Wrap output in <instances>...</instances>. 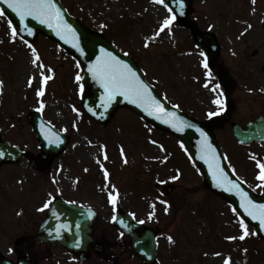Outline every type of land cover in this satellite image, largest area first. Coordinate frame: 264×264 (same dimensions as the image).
I'll list each match as a JSON object with an SVG mask.
<instances>
[{
	"label": "rangeland",
	"instance_id": "obj_1",
	"mask_svg": "<svg viewBox=\"0 0 264 264\" xmlns=\"http://www.w3.org/2000/svg\"><path fill=\"white\" fill-rule=\"evenodd\" d=\"M60 1L87 29L105 35L133 58L167 102L197 120L217 111L220 95L203 90L201 83L209 74L203 72L186 29L173 20L159 31L172 17L163 4ZM190 17L200 30L216 37L224 67L233 71L247 58L263 62L260 56H250L264 44V0H194ZM33 49L39 57L36 63ZM21 63L28 72H19ZM43 76L49 77L46 84ZM77 76L81 78V72L69 55L41 36L29 47L17 35L12 37L0 17V140L38 157L40 144L28 120L35 111L69 139L64 152L42 172L26 163L0 169V241L21 236L37 219L36 211L59 197L97 208L96 235L117 237L109 224L115 210L160 227L159 264H264V242L249 227L240 239L244 228L232 212L229 218L225 203L205 194L199 173L178 142L128 110H119L105 126L93 123L81 110L85 89L81 92ZM110 194L117 197L115 206Z\"/></svg>",
	"mask_w": 264,
	"mask_h": 264
},
{
	"label": "water",
	"instance_id": "obj_2",
	"mask_svg": "<svg viewBox=\"0 0 264 264\" xmlns=\"http://www.w3.org/2000/svg\"><path fill=\"white\" fill-rule=\"evenodd\" d=\"M163 1L175 14L177 20L185 23L191 30H195L193 22L189 21L187 17L191 0H184L183 2L180 0ZM53 2L60 10L64 23L74 30V37L71 34H68L62 38L61 35H57L55 27L50 28L47 24H42L39 20L34 19L33 17H26L22 22L16 13L7 8V5L3 0H0V9L4 10V16L11 21V24L16 29L18 35L24 40L34 42L37 34L40 33L46 38L54 41L61 49L70 53L74 57L83 73L82 82L88 92L82 98V109L89 117L100 124H106L110 121L117 109L128 108L156 128L176 136L185 147L186 152L193 163L201 172L206 188L232 205L240 218L251 224L255 229V233L264 240V226L260 224L258 219H253L243 206L246 202L244 197H246L247 201H251L253 205H264V195L259 198L254 197L245 186L239 183L229 173L219 147L212 135L211 128L197 123L179 113L176 109L167 106V104L161 100L155 91L149 86L148 89L151 95L160 103V105L163 106L164 112L170 115L166 116L158 110H154V115H149L142 107L131 103L130 100L123 95H116L106 108L103 107L102 105L106 96L105 90L101 87L99 81L93 78L90 68L97 63L98 59L104 57L106 53H111L118 60L127 64L145 84L146 82L144 81L141 72L130 58L121 56L119 52L102 37L89 32L77 21L71 19L57 0H53ZM25 25H27V27H25ZM196 43L209 56L211 53V46L214 45L211 37L197 32ZM221 84L223 85L222 81ZM227 105L229 110L231 107L229 101ZM157 115L161 118L157 119ZM172 115L177 117L179 121L184 122L183 125H180V131H177V129L172 126ZM30 120L33 125V131L37 134V138L42 143L43 159L48 160L52 156L58 154L66 144L65 139L51 130L48 125H45L39 115H31ZM165 120H168L169 122L165 123ZM205 137L207 143L215 150L216 161L219 163L220 168L224 170L227 179L237 185L238 188H231L228 184L218 186L217 181L213 178L212 169L209 166V161L211 159L210 155H205L204 159L201 158V156L204 155L201 148ZM234 137L240 143L244 144H250L253 141L263 142V124L260 121L255 124H250L247 126V131L245 132L241 131V129L236 126L234 128ZM20 157L21 154L16 149L10 148L6 143L0 142V164L14 163L18 161ZM50 210L51 214H49L45 225L38 231V238L40 240L44 242L53 240V235H51L49 231H51L54 226L71 228L72 236L75 237V239L79 237L84 239L87 233H89V226L93 220V214L91 215V218L88 219L84 210L70 206L61 201H55ZM115 218L114 223L117 226H120L121 223L123 225L122 227L127 230L126 234L132 237V241L135 242V244L139 243L134 234V230L138 229L137 225H135L131 219L126 218L121 214L116 215ZM122 227L120 226V228ZM147 239V243L150 245L149 252L145 249L142 250V248L136 249L139 253L143 251L141 254L145 262H148V260L154 255L153 239H150V236H148ZM85 242L86 241H83V243ZM73 243H75V240Z\"/></svg>",
	"mask_w": 264,
	"mask_h": 264
},
{
	"label": "flooded vegetation",
	"instance_id": "obj_3",
	"mask_svg": "<svg viewBox=\"0 0 264 264\" xmlns=\"http://www.w3.org/2000/svg\"><path fill=\"white\" fill-rule=\"evenodd\" d=\"M261 30L264 36V29L262 28ZM194 36V33L190 34L191 38H194ZM252 51L251 58L255 59L260 56L263 62L246 59L242 61L241 67L236 66L232 71V69L222 65L223 60L220 58V53L216 57L217 61L215 60L214 62L217 67L214 69L208 66L214 79L219 70L218 66L223 67V79L232 83L229 95L233 100V108L229 118L225 117L221 110L220 113L222 115L220 117L213 118L206 121V123L224 121L214 125L212 130L222 148L228 165L239 179L251 187L256 194H260L264 190V180L259 179L261 173L259 165L264 164V144L255 143L250 146H241L232 139L236 148L241 151L240 153H236L229 146L234 124L245 130L248 123L254 122L258 118L264 119V44ZM243 56H245V50ZM199 73L201 74V68ZM202 88L203 90L207 89L206 85H202ZM218 91L223 97L224 91L221 88ZM206 94L216 95L214 93ZM253 95H259V97H254ZM199 110L201 111V103ZM23 161H28L31 165V158L29 160L28 157H25ZM51 164L52 162L48 163L41 170L49 168ZM45 216V211L41 210L33 225H30V228L21 236L15 239H9L10 237L7 236L5 243L0 241V264H134L133 261L138 263L140 261L133 254L129 239L123 235L117 238H110L96 235L92 230L90 241L79 252L69 250L59 244L42 243L37 239L36 232ZM145 229L143 228L139 231V236H142ZM152 231L153 234L156 232L157 237L159 236L158 228H154ZM63 239L65 242L69 241L67 237Z\"/></svg>",
	"mask_w": 264,
	"mask_h": 264
},
{
	"label": "snow or ice",
	"instance_id": "obj_4",
	"mask_svg": "<svg viewBox=\"0 0 264 264\" xmlns=\"http://www.w3.org/2000/svg\"><path fill=\"white\" fill-rule=\"evenodd\" d=\"M7 5L8 9H11L16 13L20 20L23 22L26 17H33L34 19L39 20L42 24H47L48 27H55L57 30V35H61L64 38L66 35L71 34L75 36L74 30L67 26L61 16L60 10L56 7L53 0H3ZM157 3H163V0H156ZM171 11V10H169ZM4 10L0 9V17H3ZM175 17H170L163 22V26L160 28V32H163L165 28L169 27ZM27 27V25H25ZM9 28L11 29V35L13 38L17 35L15 28L11 27V21H9ZM30 32V30H29ZM31 34V33H30ZM31 47V45H29ZM33 51V56L35 57L33 63H36L39 60V57L36 55L35 49ZM203 55V53H201ZM204 67H208L207 59L204 61ZM90 71L93 75V78L98 80L101 87L105 90V100L103 107L112 101L116 95H123L130 100L131 103L137 104L142 107L149 115H154L155 111L158 110L164 115H170L164 112L163 106L151 95L146 85L137 74L125 63L118 60L111 53H106L104 57H101L97 60V63L90 68ZM49 77L43 76V83L46 84ZM77 81L81 78L77 76ZM218 87V86H217ZM81 92H83V86L81 85ZM38 95H43V91H38ZM217 106L223 110V102L219 99L215 101ZM219 115V112H210L209 116ZM157 119L161 117L156 116ZM172 126L181 130L180 125H183V121H179L174 115L171 116ZM168 120H165V123H168ZM204 135L203 133H201ZM123 151V150H122ZM202 159L205 158V155H210L211 159L209 161V166L213 172V178L217 181L218 186L223 184L230 185L231 188H238L237 185L233 184L232 181L227 179L224 170L220 168L219 163L216 161L215 150L212 149L211 145L207 143V139L202 142ZM106 158V157H105ZM261 173L259 179L264 180V164H260ZM105 177H107V171H105ZM173 179H176L175 177ZM243 195V194H242ZM245 203L243 206L253 219H258L260 224L264 226V205L256 206L247 201L244 197ZM110 202L115 206L117 197L115 195H109ZM51 202L45 204V208L49 206ZM116 218L113 217V220ZM241 226L244 228L243 235L240 236V239L243 240L245 236L248 235L247 226L241 222ZM63 227V226H62ZM171 240V237H169ZM234 239V238H233ZM225 264H228V261H225Z\"/></svg>",
	"mask_w": 264,
	"mask_h": 264
},
{
	"label": "bare ground",
	"instance_id": "obj_5",
	"mask_svg": "<svg viewBox=\"0 0 264 264\" xmlns=\"http://www.w3.org/2000/svg\"><path fill=\"white\" fill-rule=\"evenodd\" d=\"M22 65H21V68H20V70H19V72L20 73H25L27 70H26V68L24 67V64L23 63H21ZM28 72V71H27Z\"/></svg>",
	"mask_w": 264,
	"mask_h": 264
}]
</instances>
